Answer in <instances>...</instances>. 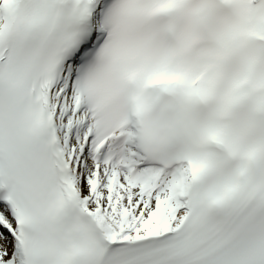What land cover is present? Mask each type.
<instances>
[{
    "label": "snow or ice",
    "instance_id": "6c2138e0",
    "mask_svg": "<svg viewBox=\"0 0 264 264\" xmlns=\"http://www.w3.org/2000/svg\"><path fill=\"white\" fill-rule=\"evenodd\" d=\"M0 264H264V0H0Z\"/></svg>",
    "mask_w": 264,
    "mask_h": 264
}]
</instances>
